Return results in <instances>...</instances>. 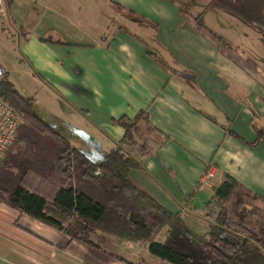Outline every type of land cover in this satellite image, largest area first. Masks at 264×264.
Masks as SVG:
<instances>
[{
    "label": "crops",
    "instance_id": "obj_1",
    "mask_svg": "<svg viewBox=\"0 0 264 264\" xmlns=\"http://www.w3.org/2000/svg\"><path fill=\"white\" fill-rule=\"evenodd\" d=\"M5 5L2 40L22 50L34 78L56 101L57 125L49 124L89 158L95 152L93 161L119 147L125 130L115 120L146 111L155 137L148 151L131 155L140 168L130 177L187 217L197 234H208L213 224L205 210L211 190L200 186L207 169L213 184L228 174L264 198V138L253 146L264 132V0ZM108 22L117 24L110 29ZM59 168L51 178L61 184ZM167 233L156 241L164 243ZM98 238L105 251L130 263L164 264L147 244ZM0 264L125 263L0 203Z\"/></svg>",
    "mask_w": 264,
    "mask_h": 264
},
{
    "label": "trees",
    "instance_id": "obj_2",
    "mask_svg": "<svg viewBox=\"0 0 264 264\" xmlns=\"http://www.w3.org/2000/svg\"><path fill=\"white\" fill-rule=\"evenodd\" d=\"M0 96L23 120L0 166V203L125 264L134 263L108 253L93 237L101 233L147 244L164 264H264V198L235 178L223 173L210 188L205 210L213 224L204 236L131 179L140 165L126 148L134 144L140 122L148 123L146 111L134 120L114 121L125 134L119 147L96 163L43 120L33 98L7 78L0 82ZM263 138L264 132L258 133L253 146ZM58 163L67 176L65 186L51 178ZM164 229L168 233L161 244L156 239Z\"/></svg>",
    "mask_w": 264,
    "mask_h": 264
},
{
    "label": "rangeland",
    "instance_id": "obj_3",
    "mask_svg": "<svg viewBox=\"0 0 264 264\" xmlns=\"http://www.w3.org/2000/svg\"><path fill=\"white\" fill-rule=\"evenodd\" d=\"M107 11L108 10H106V13ZM116 24L115 22H108L106 24V27L109 25L110 29H114V25ZM23 57L24 55L22 53V50H14L12 47L7 46V44H5V42L2 40L0 34V64H4L8 68V71L10 73V81L24 96L29 97L30 95H34L36 99L35 110L38 115H40V117L46 122L52 125H57V121L52 118L51 114L55 107H57V103L55 100L48 98V94H46V92L42 88L41 83L36 78H34L32 70L27 65L28 61H26V59H23ZM154 137L155 135L151 132L148 124L145 121H141L138 130L135 133L134 144L126 148L128 154L130 156H136L138 153H144L145 151H148L151 148V139ZM88 155L91 158H95L96 160L95 152L89 151ZM55 178L58 181L61 180L62 185H66L67 176L62 171V168H59V170L56 171ZM218 180L219 179L216 178L214 184ZM257 205H259V203H257ZM185 219L187 223H190L187 217ZM192 229L196 232L195 227H192ZM93 238H95L96 242H99L98 237L95 236Z\"/></svg>",
    "mask_w": 264,
    "mask_h": 264
},
{
    "label": "built area",
    "instance_id": "obj_4",
    "mask_svg": "<svg viewBox=\"0 0 264 264\" xmlns=\"http://www.w3.org/2000/svg\"><path fill=\"white\" fill-rule=\"evenodd\" d=\"M5 15V0H0V23L4 20ZM6 77L7 72L0 64V82L5 81ZM22 125L21 115L0 96V166ZM213 178L214 172L210 171L202 178L200 186L202 188H211L213 186Z\"/></svg>",
    "mask_w": 264,
    "mask_h": 264
}]
</instances>
